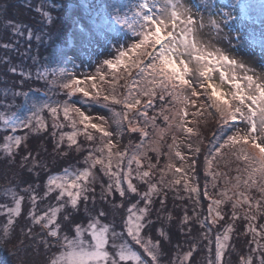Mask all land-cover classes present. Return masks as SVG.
<instances>
[{
    "label": "snow or ice",
    "instance_id": "1",
    "mask_svg": "<svg viewBox=\"0 0 264 264\" xmlns=\"http://www.w3.org/2000/svg\"><path fill=\"white\" fill-rule=\"evenodd\" d=\"M195 25V18L188 15L173 0H166L163 6L160 5L159 0L154 5H149L145 0L137 27L139 31L136 32V35H140L142 38L138 43H134L130 49L119 51V56L115 62L112 60L105 62L112 69H116L119 66H124L126 69H137L142 77L140 83L146 82L145 87L136 88L134 92L136 82H133V87L128 88L127 95L123 96L122 99H117L116 95H104L102 98L106 103L111 101L124 105L122 119L119 123H122L123 120H128V113L130 111L138 109V106L141 105V99L138 98L140 96L148 98L144 104L145 108L152 107L153 100L157 95L160 101H165L167 96H171L174 106L175 104L186 106L189 102L195 105L196 101H190L184 91L186 87L192 88L190 80L186 79L189 66L184 57L192 56L193 52L200 53L195 55L194 59L207 66L201 72V76L207 77L209 80L207 87L211 89L210 98L212 105L219 113L222 121L218 130L213 133L214 151L210 152L209 155L214 157L225 146L235 149L236 159L242 160L245 164L242 172L246 174V177L242 178L241 174H238L231 188L221 190L219 193L222 197L221 199H214L207 191L208 185L206 184L203 195L209 201L207 206L208 216L203 220L199 219L195 208L193 209V215L189 216L188 210L185 208L180 220V234H190L191 229L189 228L188 233H185L184 228L188 227L195 218L201 227L206 228V232L202 235V238L208 241L206 249L210 253L208 264H223V257L229 247L233 225L230 223L222 231H217L214 238V259L211 258L213 240L210 237L213 227L218 225L219 221L224 220L221 210L222 205H225L229 201L231 202L232 211L230 218L233 221L237 220L240 216L237 209H243V218L250 222L248 231L255 235H264V225L259 226L262 231L258 233L257 228L253 224L258 218L257 214L264 215V83L258 82L251 75H247L246 71L243 77L237 76L235 69H243L244 66L237 64L235 60L220 53L219 50L216 52H205L203 48H198V42L193 35L196 31ZM177 29H179L178 32L176 31ZM149 49L153 51H149ZM142 58L147 59L149 62L144 65ZM225 65L232 69L231 74L224 71ZM11 71L15 73L16 69L12 68ZM213 71L219 72L220 80L230 84L234 89L231 93V98L215 83L211 82L210 74ZM100 78L103 79V76ZM85 79L93 81L92 88H96V77L87 76ZM82 82L73 79L69 83H65L63 87L70 89L69 95L77 92L82 93L84 97L99 103L101 99L100 91L92 94L84 87H79ZM200 86L204 87V84L201 83ZM21 94L20 91L13 93L16 96ZM23 95L27 96V93H23ZM192 95L199 96L201 93L193 89ZM43 109H47L53 117L52 127L54 129L63 127L56 119L60 106L53 107L48 103L42 104L27 119H16L13 122L0 116V120H3L7 128L15 133L21 128H31L33 119H35L36 130H38L44 127L43 118L39 115V112ZM165 111V108H161L159 115L170 127L172 122L176 121L177 127L186 129L188 133H193V128L186 127L184 123V117L188 115L186 111L177 108L171 116L165 114ZM70 112L78 115L79 124L83 125V134L88 141L94 139L88 129H96L102 132L104 137L111 136V133L106 132L101 124L91 123V118L85 115L79 108L70 107L65 104L63 106L64 117L66 120L71 121V126L75 130L61 133L56 143L57 148L67 138L68 146L75 145L79 150L77 136L80 130L77 128V121L70 116ZM138 114L144 118L143 127L138 124L133 126V122L128 120V130L131 133L139 132L142 143L138 146L136 154L127 159L126 167L123 164L126 153L113 152L114 144L111 139H108L107 143L99 149L102 155L96 156L91 150L88 152V155L84 158V164L87 166L83 169L69 173V169L64 168L63 175H48L41 197H38L35 191V189L40 187L39 183L34 186H27L26 190L30 193L28 202L31 205L27 218L31 221V226H39L42 230L46 231V236L51 238V241L49 239L41 241L46 248L58 247L59 249L57 254L52 256L48 261V264H126L128 261H132L134 264H160L159 258L162 254V244H171V237L164 229V217L161 215V213L167 210V194L164 189H175L182 181L181 179L165 181L166 170L171 171L174 167L170 163L165 168L160 169V180L156 182L152 181V176L157 165L151 162L148 152H155L157 159H159V140L155 144L149 142L150 147H145L143 141L149 137V126L154 130L158 129L156 116L149 117L146 111H140ZM117 115L121 114L117 113ZM241 123L246 125L243 134H240L237 130L233 134L227 135L226 139H223V143H219L220 138H222L229 128L238 129ZM165 131V129H158L157 135L162 138ZM53 135H55V132ZM22 140L23 137L20 135H9L4 138V142L0 147H2L3 152L7 154L10 160L17 154L16 150L21 146ZM174 143L175 139L173 140ZM217 144L219 145L218 147L216 146ZM172 147L173 145H169L170 149ZM105 149L107 150L106 154H103L105 153ZM196 152H199L198 148ZM175 155L181 156V153L177 151ZM29 158L30 154L21 157V168L25 166ZM141 158L148 161L147 170H143ZM212 162V159L206 156L205 163L209 169ZM31 163L33 167H36L39 162L33 158L31 159ZM133 163L136 164L135 169L132 167ZM97 165L101 167L103 174L109 177L107 186L100 185V202L104 204L111 203V209L115 212L124 207L123 202L120 204L115 203V194L118 193L121 200L129 194L138 197L135 203L127 207L125 231L126 236L131 239V242L142 250L144 257L141 256L139 251L134 250L129 240L125 239V232L116 231L112 225L104 222L102 218L107 215L104 208L98 209L96 215H92L89 211L90 201L93 206L97 204L95 189L90 187V184L95 180L92 169ZM193 166H195V161H193ZM28 171L32 173V168H28ZM240 171L238 169V173ZM134 172L135 176H133ZM175 172L184 173V169L177 168ZM32 174L37 177L39 176L38 172ZM207 175L212 176L211 186L215 188L217 174L207 171ZM182 179L184 191L189 193V198H191V194H195L194 204L199 206V189L189 183L186 174H184ZM134 180L139 181L140 185L146 186V190H139V186L134 183ZM225 183L231 182L226 180ZM241 188L244 191H241ZM253 188L260 193V198L255 200V203H253L254 197L245 194L246 191ZM176 191L178 193L179 189H176ZM229 192H231V195H229ZM53 194H55V199L58 202L56 206L49 207L42 214H37L36 207L38 200L47 199ZM4 195L11 200L10 205L0 203V215L6 217L3 235L7 237L10 227L14 228L16 219L22 215V205L25 197L19 195L15 187L10 191L6 190ZM177 198L181 197L177 196ZM157 199L159 200L160 207L155 209L156 215L152 219L153 205ZM81 202L84 205L83 213L88 217L86 224L74 223V235L71 238L67 234L62 236L61 225L58 223V214L62 210H65L67 214L63 216V219L72 224L74 222L72 213L80 211ZM167 219L172 221L171 215ZM154 225H159L155 229L159 238L155 241L151 235H144ZM31 226L26 230L22 229V234L32 236ZM257 247L264 246L257 245ZM109 248L114 251L110 252ZM193 251L194 249H190L184 254L183 258L177 257L179 264H189L193 257ZM243 264H251V258L244 260ZM260 264H264V254L261 256Z\"/></svg>",
    "mask_w": 264,
    "mask_h": 264
},
{
    "label": "trees",
    "instance_id": "2",
    "mask_svg": "<svg viewBox=\"0 0 264 264\" xmlns=\"http://www.w3.org/2000/svg\"><path fill=\"white\" fill-rule=\"evenodd\" d=\"M125 2L121 3L119 0H0V116L11 121L12 118L18 115L29 118L38 106H41L47 100H52L56 102L55 106H60L56 119L63 125L62 128L57 127L54 129L52 127L53 117L47 109H43V113L46 115V118L43 119L44 127L38 130H36L35 119H33L31 128H21L15 133L7 128L3 120H0V145L3 144L4 138L9 135H20L23 137L21 146L16 150L17 154L11 160L0 147V203L11 204L10 198L6 197L4 193L6 190L10 191L13 187H15L19 195L25 197L22 205V215L16 219L14 228L10 227L7 237L3 235L6 217L0 215V264H48V261L59 250L58 247L46 248L41 241L44 239L51 241V238H48L46 231L39 226H31V221L27 218L31 207L28 202L30 193L26 189L28 185L34 186L39 183L40 187L35 189V191L37 196L41 197L48 175L62 174L64 168H68L69 172L83 169L87 166L84 164V158L90 150L96 156L102 155L99 149L105 145L103 133L96 129H88L94 137L92 141H88L83 134V125L79 124V117L74 112H70V116L77 121V128L80 130L77 136L79 150L75 145L69 147L67 138L60 144L59 148L56 147L61 133L75 130L71 126V121L65 119L63 106L65 104L69 106L74 104L72 107L77 108L76 104L80 103V101H91V99L84 97L82 93L77 92L69 95L70 89L64 88L63 85L71 81V79H67V75L79 62V58L84 56L86 58V53L80 47L83 49L86 47L90 51L103 52L104 46L102 44L97 46L95 42H85L86 39L93 36L94 33L97 34L98 31L95 28L86 29L83 23L99 24L98 28L102 29V26L108 27L109 23L111 24L112 22L113 25L125 28V26H121V14L126 12L127 16L135 15V10L137 11L141 7L138 3ZM71 4L74 6L70 10ZM101 23L104 25H101ZM87 30L90 32L88 33ZM76 46L80 49L74 53L73 61L71 65H68L71 59V50H75ZM12 68L16 69L15 73L11 71ZM132 73L128 74L127 79L122 81L120 93L125 92L129 87L126 85H128ZM139 76L141 77V75ZM139 76L135 80L136 88H141L145 84L140 83L142 77L140 78ZM15 91H20L22 94L13 95ZM23 93H27V96L23 95ZM48 97L49 99L46 100L45 98ZM140 98L141 100L147 99L144 96H140ZM100 101L106 103L102 97ZM107 104L120 114L124 111L123 104L111 101L107 102ZM203 104L207 106L204 111L205 115L202 116L200 121H194L199 131L195 135L191 134L193 139L199 144V152H196L192 174L200 191V204L199 206L194 204L195 194H191V198H189V193L184 191L183 176L180 177L181 175L175 172L174 167L171 171L166 170L165 181L181 179L182 182L175 189H164L167 194V210L161 215L164 217V229L171 237V244H162V254L159 258L160 264H179L177 257L183 258L184 254L190 249H194V251L189 264H208L210 257L209 251L206 250L208 241L202 238L206 228L201 227L194 218L193 222L184 228L185 233H188L190 228V234L181 235L180 220L183 211L187 208L189 216H192L195 208L198 218L203 220L208 216L207 206L209 203L208 199L203 195L205 185H208L207 191L214 199H221L222 197L219 195L221 190L231 188L238 174H241L242 178L246 177V174L242 172L245 164L242 160L236 159L235 149L225 146L214 157L209 155L210 152L214 151L213 133L218 130L222 121L219 113L212 109L211 105L206 101H203ZM178 105L175 104L174 106L171 96H167L165 101H160L157 95L153 100L152 107L140 109L141 105L138 106L137 110L128 113V120L133 122V126L138 124L143 127L144 118L138 112L146 111L149 117L156 116L158 129H165L167 123L159 115L160 109L165 108V114L171 116L177 108L183 110V107ZM128 120H123L122 122L124 132L121 135L120 143L123 152L126 153L123 162L125 167L127 159L136 154L138 146L142 143L139 132L131 133L128 130ZM172 126H176V121L172 122ZM158 129L154 130L149 126V137L143 141L145 147H150L149 142L155 144V140H158ZM230 129L223 134L219 143H223V139H226V136L231 134H229ZM54 132L55 135H53ZM174 139L177 141L175 132L167 130L159 141V159H157L155 152H148L151 162L157 165L152 176L153 182L160 180V169L165 168L169 163L172 164V159L175 160L176 144H173ZM169 145H173V147L170 149ZM216 146L218 147L219 145L217 144ZM28 154H30L29 161L21 168V157ZM206 156L213 161L210 169L205 163ZM33 158L39 162L36 167H33L31 163ZM147 163V160L141 158L143 170H147ZM172 165L174 166V164ZM132 167L135 169L136 164L133 163ZM28 168H32V173L38 172L39 176H34L28 171ZM238 169L241 170L240 173H238ZM92 170L101 178L102 183L93 182L90 184V187L95 189L97 204L93 206L90 201L89 211L92 215H96L98 209L104 208L107 213L102 218L104 222L112 225L116 231L125 232V239L129 240L134 250L139 251L141 256L144 257L142 250L131 242L125 231L127 207L135 203L138 197L129 194L121 200L118 193L115 194V203L120 204L123 202L124 207L113 212L111 203L104 204L99 201L100 185L107 186L109 177L103 174L99 165ZM206 170L217 174L215 188L211 186L212 176L207 175ZM133 176H135V172ZM226 180L231 183L226 184ZM134 183L139 186V190H146V186L140 185L139 181L134 180ZM176 189H179L178 193ZM240 190L244 191L243 188ZM245 194L254 197L253 203L260 198V193L255 188L246 191ZM229 195H231V192H229ZM177 196L181 198H177ZM57 203L55 194L47 199H40L37 202L36 213L42 214L49 207L56 206ZM83 207V202H81L80 211L72 213L74 217L72 224L63 219V216L67 214L65 210L58 214V223L61 225L62 236L67 234L71 238L74 235V223L86 224L88 217L84 215ZM159 207V200L157 199L153 205L152 219L156 215L155 209ZM221 210L224 220L219 221L210 234L213 240L211 258L214 259V238L217 231H222L224 227L231 223L233 230L229 247L223 257V264H243V261L249 258H251V264H260L261 256L264 254V247H257V245L264 246V235H255L248 231L250 222L243 218V209H237L240 214L239 218L235 221L231 220L232 209L230 201L222 205ZM169 215H171L172 221L167 219ZM257 215L258 218L253 224L259 233L262 231L259 226L264 225V215ZM173 221L175 222L173 223ZM30 226L33 235H23L21 230H26ZM156 227H159V225H154L144 235H151L155 241L159 238L156 234ZM109 251L112 252L114 250L109 248ZM126 264H134V262L128 261Z\"/></svg>",
    "mask_w": 264,
    "mask_h": 264
},
{
    "label": "rangeland",
    "instance_id": "3",
    "mask_svg": "<svg viewBox=\"0 0 264 264\" xmlns=\"http://www.w3.org/2000/svg\"><path fill=\"white\" fill-rule=\"evenodd\" d=\"M119 1L121 3H126L125 1H130L131 4L133 2L138 3L141 7L139 10H135V15L127 16L126 12L121 14V26H125V28L119 25H113L112 22L111 24L109 23L108 27L102 26V29L98 28L99 24L83 23L86 29L95 28V30L98 31L97 34L94 33L93 36L86 39L85 42H95L97 46L102 44L104 46L103 52L100 53L95 50L90 51L86 49V47H84V49L80 47L81 50H84V53H86V58L85 56L83 58L78 57L79 62L71 72L69 71L67 79L83 81L79 87H84L92 94H95L96 91H100L101 97L104 95H116L117 99H122L123 96L127 95L128 88L133 87V82H135V77L137 76L134 73L138 70L135 68L126 69L124 66L112 69L105 62L107 60L115 62L119 56V51L130 49L134 43H138L142 38L140 35H136V32L139 31L137 27L142 12V5L145 3V0ZM146 2L149 5H154L157 0H146ZM159 2L160 5L163 6L166 0H159ZM173 2L179 5L182 10L186 11L188 15L195 18L196 31L193 35L198 42V48H203L205 52H216L219 50L220 53L235 60L237 64L244 66L243 69H235L237 76L243 77L246 71L247 75H251L258 82L264 83V0H173ZM73 6L74 5L71 4L70 10ZM101 25L104 24L101 23ZM176 31L178 32L179 29ZM87 32L89 33L90 31L87 30ZM80 48L76 46L75 50H71V59L68 65H71L74 53ZM69 49L71 48L69 47ZM149 51L153 50L149 49ZM198 54L200 53L193 52L192 56L184 57L189 66L186 79H189L192 84V88L186 87L184 91L190 101L195 100L196 103L195 105L190 102L186 106L178 105L179 107H183V111L188 113V115L184 117V123L186 127L193 128V133H188L186 129H181L177 126L171 125L170 127L168 124L165 127L166 131L173 130L175 132L177 139V141H175L176 152L178 151L181 153V156H175V160L172 159L171 163L174 164L175 169L183 168L184 173H179L181 175L180 177L186 174L190 184L195 187H197V185L192 171L194 169L193 161H195L197 155L196 149H199V144L193 139L191 134L195 135L198 133L197 131H199V128H196L194 121H200L202 116L205 115L204 111L207 106L203 104V101H206L211 105L212 109L216 110L210 98L211 89L207 87L209 80L207 77L201 76V72H203L207 66L194 59V56ZM142 59L145 65L148 60ZM224 71L231 74L232 69L225 65ZM131 73L132 76L130 80L128 78L129 83L126 85L129 87L125 92L120 93L122 81L127 79V75ZM210 75L211 82L215 83L229 95V98H231V93L234 90L231 85L221 81L219 72L217 71H213ZM87 76L96 77L95 89L92 88L93 81L85 79ZM101 76H103V79L100 78ZM201 83L204 84V87L200 86ZM145 84H143L142 87ZM136 86L137 84H135L134 91L136 90ZM193 89L200 92L201 95L193 96ZM201 96H203V98H201ZM45 99L47 100L49 97ZM147 99L141 100L140 109L145 108L144 104ZM44 103H48L53 107L56 105V102L52 100H47ZM76 106L84 112L85 115L91 118V123L101 124L106 132L111 133L110 137H105V144L108 139H111L114 144L112 149L113 152H123L120 143L121 135L124 132V125L123 123H119L122 119V114L117 115L119 112L116 109L109 107L107 103H103L102 101L99 103L95 100H91L90 102L80 101ZM40 107L41 106H38L35 111ZM39 115L43 119L46 118L43 110L39 112ZM16 119L24 120L27 119V117L25 118L23 115H18L12 118V121L14 122ZM245 129L246 125L241 123L238 129L231 128L229 134H233L237 130L240 134H243ZM158 140L160 141L161 138L159 137ZM189 145H191V147H189ZM106 151L105 149V153L103 154H106ZM71 172L73 171L69 173ZM92 172L95 177L93 182L102 183L101 178L93 170ZM63 174L64 173L59 175Z\"/></svg>",
    "mask_w": 264,
    "mask_h": 264
}]
</instances>
